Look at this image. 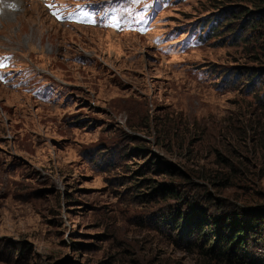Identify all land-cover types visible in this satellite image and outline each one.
Masks as SVG:
<instances>
[{
  "label": "rangeland",
  "instance_id": "1",
  "mask_svg": "<svg viewBox=\"0 0 264 264\" xmlns=\"http://www.w3.org/2000/svg\"><path fill=\"white\" fill-rule=\"evenodd\" d=\"M1 1L0 264H222L189 235L197 218L171 225L263 219L264 0H157L146 36ZM259 236L242 250L254 262Z\"/></svg>",
  "mask_w": 264,
  "mask_h": 264
},
{
  "label": "trees",
  "instance_id": "2",
  "mask_svg": "<svg viewBox=\"0 0 264 264\" xmlns=\"http://www.w3.org/2000/svg\"><path fill=\"white\" fill-rule=\"evenodd\" d=\"M250 1H254V4L257 3L256 0ZM261 23V25H263L264 20H262ZM211 28L209 31H211ZM216 179L219 180L220 178ZM224 182L229 184L230 180L224 179ZM146 183L148 184L146 187L147 189L153 192H158L162 189L163 192H166L167 198L172 200L178 199L173 189L169 187L154 189L155 187L150 185L152 183L151 181L148 180ZM188 218L189 217L184 218L183 214H179V218L172 221L171 228H178L183 219L184 224L186 221L197 218L189 224L188 233L191 237L195 235L196 237L202 238L203 244L206 245L205 253L207 256L214 257V259L219 260L222 264H264V262L251 261L242 254V250L246 247L247 238L252 239L259 234V239L264 238V216L259 223H256L258 225H255V223L252 225L247 222L242 223L236 217H229L225 218L221 226H218L216 222H205L206 219L202 216H198V213H196L194 217ZM195 239L199 240L198 238Z\"/></svg>",
  "mask_w": 264,
  "mask_h": 264
},
{
  "label": "snow or ice",
  "instance_id": "3",
  "mask_svg": "<svg viewBox=\"0 0 264 264\" xmlns=\"http://www.w3.org/2000/svg\"><path fill=\"white\" fill-rule=\"evenodd\" d=\"M54 15H56V18L59 20V19H61V17L59 16V15H57L56 13H53ZM89 24H92V23H95V21L94 20H88L87 21ZM5 59H9V58H5ZM5 65L4 64H2V63H0V67H4Z\"/></svg>",
  "mask_w": 264,
  "mask_h": 264
},
{
  "label": "bare ground",
  "instance_id": "4",
  "mask_svg": "<svg viewBox=\"0 0 264 264\" xmlns=\"http://www.w3.org/2000/svg\"><path fill=\"white\" fill-rule=\"evenodd\" d=\"M10 6V5H9Z\"/></svg>",
  "mask_w": 264,
  "mask_h": 264
}]
</instances>
